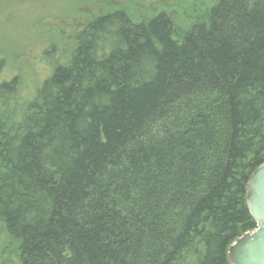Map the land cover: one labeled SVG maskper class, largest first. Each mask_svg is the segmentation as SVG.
<instances>
[{"label": "trees", "instance_id": "16d2710c", "mask_svg": "<svg viewBox=\"0 0 264 264\" xmlns=\"http://www.w3.org/2000/svg\"><path fill=\"white\" fill-rule=\"evenodd\" d=\"M189 3L183 23L175 8L119 9L74 28L64 61L45 52L50 74L29 100L19 76L0 77L4 256L229 264L256 229L246 186L264 164V0Z\"/></svg>", "mask_w": 264, "mask_h": 264}, {"label": "rangeland", "instance_id": "374dc122", "mask_svg": "<svg viewBox=\"0 0 264 264\" xmlns=\"http://www.w3.org/2000/svg\"><path fill=\"white\" fill-rule=\"evenodd\" d=\"M189 7V0H0V58L5 60L0 77L9 81L19 76L21 96L29 100L50 74L45 52L56 46L64 61L74 28L119 9L139 17L175 8L183 23ZM4 259L16 264L0 251V264Z\"/></svg>", "mask_w": 264, "mask_h": 264}, {"label": "water", "instance_id": "95a60500", "mask_svg": "<svg viewBox=\"0 0 264 264\" xmlns=\"http://www.w3.org/2000/svg\"><path fill=\"white\" fill-rule=\"evenodd\" d=\"M246 202L256 229L230 245L228 261L229 264H264V164L248 180Z\"/></svg>", "mask_w": 264, "mask_h": 264}]
</instances>
